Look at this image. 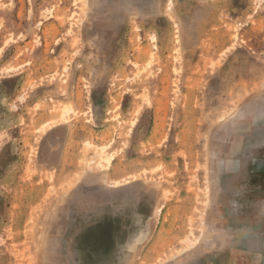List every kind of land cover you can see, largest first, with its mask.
Instances as JSON below:
<instances>
[{
  "label": "rangeland",
  "instance_id": "374dc122",
  "mask_svg": "<svg viewBox=\"0 0 264 264\" xmlns=\"http://www.w3.org/2000/svg\"><path fill=\"white\" fill-rule=\"evenodd\" d=\"M239 192L264 0H0V264H264Z\"/></svg>",
  "mask_w": 264,
  "mask_h": 264
},
{
  "label": "crops",
  "instance_id": "0c3cea01",
  "mask_svg": "<svg viewBox=\"0 0 264 264\" xmlns=\"http://www.w3.org/2000/svg\"><path fill=\"white\" fill-rule=\"evenodd\" d=\"M242 183V182H239ZM252 184L253 181H250ZM240 196L237 198L236 206L240 209L239 215H253L257 214L260 211L261 207H264V193H258V195H253V193L248 192H239ZM254 196V197H253ZM247 199H257L256 203L252 206H247L249 204H245V200ZM260 213V212H259Z\"/></svg>",
  "mask_w": 264,
  "mask_h": 264
}]
</instances>
